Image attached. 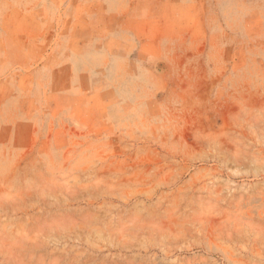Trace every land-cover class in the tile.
<instances>
[{
  "label": "rangeland",
  "instance_id": "374dc122",
  "mask_svg": "<svg viewBox=\"0 0 264 264\" xmlns=\"http://www.w3.org/2000/svg\"><path fill=\"white\" fill-rule=\"evenodd\" d=\"M0 264H264V0H0Z\"/></svg>",
  "mask_w": 264,
  "mask_h": 264
}]
</instances>
